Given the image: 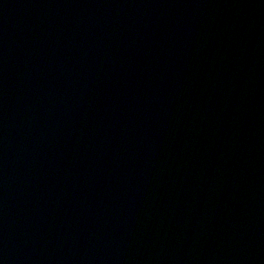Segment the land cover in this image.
I'll return each mask as SVG.
<instances>
[{"label":"water","instance_id":"95a60500","mask_svg":"<svg viewBox=\"0 0 264 264\" xmlns=\"http://www.w3.org/2000/svg\"><path fill=\"white\" fill-rule=\"evenodd\" d=\"M0 264H264V0H0Z\"/></svg>","mask_w":264,"mask_h":264}]
</instances>
